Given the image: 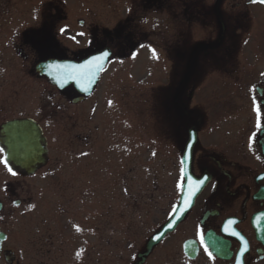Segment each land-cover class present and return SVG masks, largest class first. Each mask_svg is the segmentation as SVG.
Returning <instances> with one entry per match:
<instances>
[{
	"label": "flooded vegetation",
	"instance_id": "obj_1",
	"mask_svg": "<svg viewBox=\"0 0 264 264\" xmlns=\"http://www.w3.org/2000/svg\"><path fill=\"white\" fill-rule=\"evenodd\" d=\"M46 6L40 25L25 28L17 44L19 56L34 65L30 73L50 86L52 96L58 98L57 105L43 110L40 120L13 118L34 120L45 138L46 162L33 175L49 169L50 180L60 191L68 190V183H76L82 191H104L99 183L91 184L97 174L91 175L88 168H71L70 172L57 168L60 161L51 155L44 127V123L56 121L68 152L77 158L85 156L82 153L88 157V116L98 106V96L93 103L90 101L96 97L104 71L91 94L83 95L57 75H39L37 65H51L50 72H54L57 67L53 66L84 64L104 51L109 52L108 65L137 60L161 64L163 82L149 86L150 95L145 101L151 117L157 113L166 162L172 161L180 180L172 208L159 226L146 234L129 264L139 263L138 254L144 251L148 239L179 204L185 183L183 156L194 133L190 185L202 187L183 220L155 245L142 264H264V132L257 128L258 122L264 126V109L256 111L257 105L264 102V20L261 27H256L255 18L256 7L264 8V4L252 0H59ZM260 12L264 15V9ZM61 28L66 31L61 32ZM254 28H260L262 36L259 68L251 66V59L240 57ZM214 118H221L220 123L226 127H215ZM13 119L1 122L0 127ZM218 130L220 137L215 135ZM77 145L87 149L76 154ZM0 152L4 163L1 147ZM50 163L57 165L53 169ZM4 166L0 171L7 177L8 167ZM113 180L117 186V175ZM117 191L118 198H126L117 200V218L144 225L150 209L158 203L159 190L122 184ZM16 195L7 180L2 182L0 231L6 239L0 247V264H25L27 253L40 257L53 254L50 249L30 252L8 245L9 203ZM164 195L162 191L159 197ZM11 204L20 208L23 200L15 199ZM102 208L94 222L103 216ZM124 214L138 216L129 218Z\"/></svg>",
	"mask_w": 264,
	"mask_h": 264
},
{
	"label": "rangeland",
	"instance_id": "obj_2",
	"mask_svg": "<svg viewBox=\"0 0 264 264\" xmlns=\"http://www.w3.org/2000/svg\"><path fill=\"white\" fill-rule=\"evenodd\" d=\"M57 1L0 0V123L19 117L40 120L46 109L57 105L58 98L52 96L50 86L30 73L34 65L24 61L17 51L22 31L39 26L42 10L48 8L46 3ZM256 8V27H261L264 15L260 9L264 8ZM261 39V29L254 28L240 54L241 58L251 59L249 63L255 68L262 62ZM163 71L161 64L140 60L108 65L96 97L90 101L93 103L98 96V106L88 113L91 123L88 157L77 158L68 152L66 140L54 124L56 121L44 123L51 155L60 161L57 168L68 172L71 168H88L91 175L97 174L91 184L99 183L104 191H82L76 183L65 184L68 190H57L50 180L49 169L30 177L12 176L11 173L6 177L0 171V186L7 180L10 189H15L17 194L9 203L8 245L30 252L41 248L53 251L51 256L41 257L27 253L25 264H129L146 234L162 222L172 208L180 177L172 161L166 162L160 120L156 121V112L151 117L145 100L150 95L149 86L163 82ZM90 103L86 104L89 109ZM220 121L221 118H214L217 122L214 126L223 130L226 126ZM215 135L220 137L219 130ZM85 149L77 145L75 153L80 154ZM2 158L0 152V166L5 169ZM50 165L54 169L57 164ZM116 175L117 186L148 185L159 190L158 203L150 209L144 225L117 218V200L125 201L126 198H118L119 192L113 182ZM87 184L90 183L87 181ZM162 191L165 195L160 198ZM15 199L23 200L20 208H13L11 203ZM101 206L104 214L94 222ZM125 216L135 218L138 215Z\"/></svg>",
	"mask_w": 264,
	"mask_h": 264
},
{
	"label": "water",
	"instance_id": "obj_3",
	"mask_svg": "<svg viewBox=\"0 0 264 264\" xmlns=\"http://www.w3.org/2000/svg\"><path fill=\"white\" fill-rule=\"evenodd\" d=\"M108 59L109 56L104 60L97 61L87 68L74 70L75 78L65 75L67 71L73 70L57 68L54 72H50L52 69L51 65L39 64L35 69L39 75L46 74L49 78L52 75H57L67 83L73 84L79 88L83 95H89L97 83L101 71L107 66ZM192 136L186 146V153L183 156L185 183L183 185V192L179 204L169 219L148 239L144 251L138 254L140 259L138 264H142L155 245H157L168 233L173 231L183 220L193 204L195 195L202 187L198 186L196 188V186L190 185L191 175L189 173V163L192 148L196 142L195 133ZM0 147L3 149L5 160H7V167H11L13 171L23 176L33 175L36 170L46 162L47 146L45 138L39 125L29 118L13 119L3 123L0 127ZM18 203L19 202H15L16 205H18ZM5 239L6 234L0 231V247Z\"/></svg>",
	"mask_w": 264,
	"mask_h": 264
},
{
	"label": "snow or ice",
	"instance_id": "obj_4",
	"mask_svg": "<svg viewBox=\"0 0 264 264\" xmlns=\"http://www.w3.org/2000/svg\"><path fill=\"white\" fill-rule=\"evenodd\" d=\"M253 3H259V4H264V0H252ZM129 11H131V9H129ZM61 32H65L66 29L65 28H61L60 29ZM79 35L83 36L85 35L84 33H80ZM73 39H75V37H73ZM155 51V50H153ZM109 56V52L108 51H104L101 53V55L99 56H93L91 59L87 60L85 62V64L83 65H72V64H64V65H56L57 68H62V69H67V70H73V71H67L65 73L66 76H72L73 78H75V71L76 69H83V68H87L90 65H93L95 62L100 61V60H104L105 58H107ZM63 86V85H61ZM109 105L112 104V101L108 102ZM264 109V102H262L261 104L257 105L256 107V111L257 113H260L261 110ZM257 128L259 129L260 132H264V126H262L259 122L257 123ZM82 155H86V153H82ZM5 164H7V160L4 161ZM8 172L11 173L12 176H16L18 173L13 171V169L11 167L7 168ZM199 183V181H198ZM32 207H35L34 205ZM79 227H77V231H79ZM235 234V233H234ZM201 242H203V235L200 236ZM205 251H207V245H205ZM209 256H212L211 252H208Z\"/></svg>",
	"mask_w": 264,
	"mask_h": 264
},
{
	"label": "bare ground",
	"instance_id": "obj_5",
	"mask_svg": "<svg viewBox=\"0 0 264 264\" xmlns=\"http://www.w3.org/2000/svg\"><path fill=\"white\" fill-rule=\"evenodd\" d=\"M97 85V84H96Z\"/></svg>",
	"mask_w": 264,
	"mask_h": 264
}]
</instances>
